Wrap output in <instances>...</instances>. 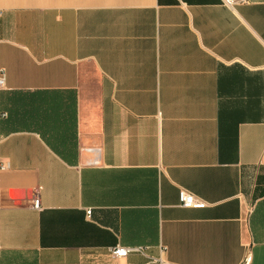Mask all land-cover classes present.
Segmentation results:
<instances>
[{
	"label": "crops",
	"instance_id": "0c3cea01",
	"mask_svg": "<svg viewBox=\"0 0 264 264\" xmlns=\"http://www.w3.org/2000/svg\"><path fill=\"white\" fill-rule=\"evenodd\" d=\"M0 69V264H264V0H0Z\"/></svg>",
	"mask_w": 264,
	"mask_h": 264
},
{
	"label": "built area",
	"instance_id": "2783aa9c",
	"mask_svg": "<svg viewBox=\"0 0 264 264\" xmlns=\"http://www.w3.org/2000/svg\"><path fill=\"white\" fill-rule=\"evenodd\" d=\"M224 5L229 7H233L236 5H240L246 3L248 0H221ZM5 85V71L0 69V88L4 87ZM5 114H0V116H4ZM6 164H0V169L6 168ZM178 200L179 204L183 207H192V208H203L206 206V202L192 194L191 192L187 191L186 189H180L178 192ZM31 204L34 208H40V202L38 198H34L31 201ZM91 212L90 209L86 210L87 215ZM132 252H142L141 247H133V246H124V245H115L111 248V255L114 258H121L127 256L129 253ZM251 260L250 254H246L244 257L242 264H249Z\"/></svg>",
	"mask_w": 264,
	"mask_h": 264
}]
</instances>
